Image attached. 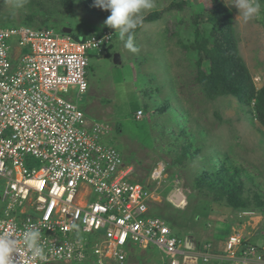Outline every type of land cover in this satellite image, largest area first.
Wrapping results in <instances>:
<instances>
[{"label":"rangeland","instance_id":"obj_1","mask_svg":"<svg viewBox=\"0 0 264 264\" xmlns=\"http://www.w3.org/2000/svg\"><path fill=\"white\" fill-rule=\"evenodd\" d=\"M214 1L154 0L128 34L137 52L125 46L127 36L120 40L105 24L110 11L94 6V0H26L21 7L18 0H0V27L51 28L77 38L111 29L110 48L90 53L88 89L73 95L74 103L88 121L108 127L102 142L134 168V181L149 186L150 168L165 165L150 210L177 235L199 247L208 242L214 250L226 236L243 233L264 247V127L255 119L254 102L217 95L216 79H209L213 67L223 74L234 64L226 59L225 29L207 22ZM219 1L232 11L238 56L261 90L264 0H257L259 13L247 23L232 0ZM188 261L181 264H200ZM126 264H165V259L152 247H135ZM208 264L230 263L221 258Z\"/></svg>","mask_w":264,"mask_h":264},{"label":"built area","instance_id":"obj_2","mask_svg":"<svg viewBox=\"0 0 264 264\" xmlns=\"http://www.w3.org/2000/svg\"><path fill=\"white\" fill-rule=\"evenodd\" d=\"M113 37L107 28L74 38L0 27V232L22 240L35 225L44 248L33 258L21 244L17 264H126L135 247L155 248L165 264L213 259L210 243L198 254L150 210L165 165L152 167L149 186L135 182L134 168L102 142L108 127L88 121L73 101L88 89L90 53L106 51ZM223 252L230 264L264 262V247L239 233Z\"/></svg>","mask_w":264,"mask_h":264},{"label":"clouds","instance_id":"obj_3","mask_svg":"<svg viewBox=\"0 0 264 264\" xmlns=\"http://www.w3.org/2000/svg\"><path fill=\"white\" fill-rule=\"evenodd\" d=\"M26 0H18L16 7L23 6ZM94 6L110 11L105 24L118 32L120 40H126L125 46L132 52L138 48L133 44L128 35L138 26L139 14L144 10L154 7V0H94ZM231 6L238 10V16L247 23L260 10L257 0H232ZM23 250L31 254L33 258L44 257V248L41 243V232L35 225L25 227L22 232V240H18L8 232H0V264H17L16 254Z\"/></svg>","mask_w":264,"mask_h":264},{"label":"trees","instance_id":"obj_4","mask_svg":"<svg viewBox=\"0 0 264 264\" xmlns=\"http://www.w3.org/2000/svg\"><path fill=\"white\" fill-rule=\"evenodd\" d=\"M147 20H152V17L150 16ZM207 22L213 27V29H217L219 27H223L225 29L226 44H229L227 45L228 55L226 56V59L230 58L234 61V64H230L229 70L227 72L224 71L223 74H217L218 71L214 70L215 68L213 67L211 71L212 74L209 79H216L214 82V86L215 90L218 92L217 95L232 94L237 97L238 101L246 105H250L252 102H254L253 111L255 114V119L261 126L264 127V88H262L261 90L255 89L250 75L245 69L241 58L238 56L236 39L232 27V11L227 9L219 0H215L213 4V10L211 14L207 17ZM56 31L62 33L59 30ZM73 37L77 38L75 36ZM109 48L110 45L107 49ZM217 61H220V59L217 58ZM232 68L234 69V72H232ZM232 73L233 75L231 77ZM207 80H205L206 85L210 82V80ZM209 85L210 87H212L211 84ZM207 89H209L208 86ZM151 169L152 168H150V171ZM138 183L145 185L143 182ZM153 214L166 220L161 215H157L155 213Z\"/></svg>","mask_w":264,"mask_h":264},{"label":"crops","instance_id":"obj_5","mask_svg":"<svg viewBox=\"0 0 264 264\" xmlns=\"http://www.w3.org/2000/svg\"><path fill=\"white\" fill-rule=\"evenodd\" d=\"M243 234V233H242ZM226 238H227V236H226ZM225 238V239H226ZM225 239H224V241H225ZM192 244H193V246L195 247V249H196V252L198 253V254H201L202 253V247H199V246H195V244L193 243V242H191ZM220 243H222V242H216V247H215V245H214V247H215V249L213 250V259H216V258H220V259H216V260H221V258L223 259V258H225L224 257V252H223V246H224V243H223V245L222 246H220V247H217V244H219L220 245ZM222 247V248H221ZM155 249V248H154ZM155 251H156V249H155Z\"/></svg>","mask_w":264,"mask_h":264},{"label":"water","instance_id":"obj_6","mask_svg":"<svg viewBox=\"0 0 264 264\" xmlns=\"http://www.w3.org/2000/svg\"><path fill=\"white\" fill-rule=\"evenodd\" d=\"M63 33H64V32H63ZM66 34H69V33L66 32ZM114 62H115V63H118V62H119V58H118V56H114ZM174 196H175V195H174ZM176 196H177V195H176ZM177 198H178V201H180L181 198H180V197H177ZM187 248H190V247L188 246V244H187Z\"/></svg>","mask_w":264,"mask_h":264}]
</instances>
